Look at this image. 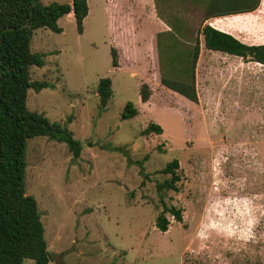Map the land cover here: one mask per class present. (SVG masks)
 I'll return each mask as SVG.
<instances>
[{"label": "rangeland", "instance_id": "374dc122", "mask_svg": "<svg viewBox=\"0 0 264 264\" xmlns=\"http://www.w3.org/2000/svg\"><path fill=\"white\" fill-rule=\"evenodd\" d=\"M176 1L154 0L158 17L163 18L165 6L191 8L185 0ZM89 3L82 33L74 19L64 18L62 34L41 27L30 42L32 51L44 54V65L30 68L31 79L46 80L52 88L29 89L27 108L51 121L69 120L67 127L82 144L73 157L64 143L47 136L27 143L26 194L38 205L48 264H264V125L241 107L232 108L228 96L241 94L228 92L222 73L248 69L242 96L247 105L260 108L264 65L236 64L234 56L203 46L195 65L198 101L191 102L161 83L158 46L140 49L144 55L138 59L120 61L117 48L104 39L102 0ZM142 5L112 0L110 6L125 14ZM244 27L247 37L264 42V10ZM123 50L126 56L133 52ZM179 50L164 48V57ZM164 71L172 73L166 63ZM102 77L111 79L113 95L99 112ZM142 83L151 90V103L139 99ZM127 102L137 114L121 119ZM152 122L162 132L143 135ZM172 159L179 164L177 191L158 192L156 183L169 177L159 170ZM171 205L181 210L182 221L165 212L169 225L161 232L155 218Z\"/></svg>", "mask_w": 264, "mask_h": 264}, {"label": "trees", "instance_id": "16d2710c", "mask_svg": "<svg viewBox=\"0 0 264 264\" xmlns=\"http://www.w3.org/2000/svg\"><path fill=\"white\" fill-rule=\"evenodd\" d=\"M243 1L210 0L207 8L217 11L213 15H227L251 11L258 5V0H252L249 5ZM70 11H73L77 31L81 33L83 21L88 15L87 0L48 4H42L41 0H0V264H23L25 259H32L34 264H48L50 260L37 202L33 196L26 194L28 140L36 136H47L64 143L73 157H78L82 150L81 142L66 125L69 120L63 123L51 121L42 112L30 111L26 104L29 89L38 92L43 88H52V84L46 80L31 79L30 68L44 65V54L30 48L31 38L35 30L41 27L56 33L62 32L57 20ZM200 31L206 49L239 56L244 62L252 61L264 65V44L241 43L232 35L210 25L203 26ZM157 46L162 61L161 83L196 103L198 93L195 86V65L200 52L198 37L193 38V44L177 40L175 44L164 45L158 41ZM163 46L166 50L175 46L180 47V50L164 57ZM110 54L111 65L116 67L117 57L113 48L110 49ZM165 63L172 70L169 75L164 71ZM138 92L143 102L151 95L150 88L144 83L140 85ZM112 95L111 79L99 78V112L105 110ZM136 114L134 104L127 102L121 119L133 118ZM161 132L162 127L153 122L142 130L143 135ZM118 149L120 148H116ZM137 163L142 170L141 162ZM178 167V160L172 159L159 170L169 174V177L156 183L158 192L177 191L176 182L180 179ZM165 212L176 221H182L179 208L173 205L164 206L163 211L155 218V227L161 232L167 231L169 225Z\"/></svg>", "mask_w": 264, "mask_h": 264}, {"label": "crops", "instance_id": "0c3cea01", "mask_svg": "<svg viewBox=\"0 0 264 264\" xmlns=\"http://www.w3.org/2000/svg\"><path fill=\"white\" fill-rule=\"evenodd\" d=\"M89 1L90 0H87L88 4H90ZM111 1L112 0H102L103 12L107 23L104 39H107L109 46L117 48L120 61L123 59H138L144 55V53L139 52L140 49L144 48V51L146 46H156L157 48L158 41L160 44L164 45L175 44L177 40H181V42L185 44H193V38H195V36L198 37L199 46H201L199 52L200 56L203 54L204 46V37L200 30L205 25H210L217 30L228 33L241 43L247 45L264 44L262 41H256L253 38L247 37L244 33V29H247L244 26L259 18V14L264 10V0H258L257 7L251 11L229 13L227 15H213L216 14L217 11L214 8L206 7L210 0H185L191 5V8L181 9L177 6L169 7L164 5L165 10L163 11V18H159L156 14L154 0H140V3H143V9L136 8L131 13L127 12L125 14H118V12L114 13L110 6ZM178 1L180 2L181 0ZM178 1H176V4L179 3ZM51 2L71 3L72 0H46L44 4ZM251 2L252 0L243 1L244 4L248 5L251 4ZM89 11L90 7L88 6V15L85 17L83 23H85L89 16ZM64 18L73 20V11H70L57 20L61 28V21ZM121 19L123 20L120 22ZM236 28L239 29L236 30ZM62 33L63 28L60 34ZM124 47H127L128 51L131 50L133 52L129 51L128 56H126L127 54L123 50ZM209 51L219 52L213 50ZM232 56L235 57L234 62L236 64L239 62L241 64L247 63L239 56ZM222 73H224L225 78L228 77V92L235 89L241 94L240 97L228 96V101L231 103L232 108L238 110L239 107H241V109L246 112L247 116L257 121L258 125H264V107L258 108L257 106H249L245 103V97L242 96L243 90H247L244 82L248 81V76L250 75L249 70L244 68H232L228 70L227 68ZM260 73H264V70ZM151 100L152 95L143 103H151Z\"/></svg>", "mask_w": 264, "mask_h": 264}]
</instances>
